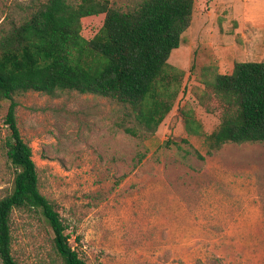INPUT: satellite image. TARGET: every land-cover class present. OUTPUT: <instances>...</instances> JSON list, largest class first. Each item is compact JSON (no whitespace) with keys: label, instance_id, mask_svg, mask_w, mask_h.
Segmentation results:
<instances>
[{"label":"rangeland","instance_id":"1","mask_svg":"<svg viewBox=\"0 0 264 264\" xmlns=\"http://www.w3.org/2000/svg\"><path fill=\"white\" fill-rule=\"evenodd\" d=\"M43 1L0 0V26L19 22ZM210 1L197 0L191 25L170 53L169 64L184 75L152 133L135 121L129 125L137 136L117 127L122 107L109 97L67 89L13 95L38 188L87 264H264V142L225 143L207 153L205 136L220 113L211 110L203 84L210 75L202 72L262 57L219 9L203 18ZM139 2L110 0L121 10ZM102 22L103 15L83 18L82 36L91 38ZM9 102L0 100V199L14 176L3 123ZM181 109L193 113L202 134L186 132ZM10 225L19 264H62L39 212L13 209Z\"/></svg>","mask_w":264,"mask_h":264},{"label":"trees","instance_id":"2","mask_svg":"<svg viewBox=\"0 0 264 264\" xmlns=\"http://www.w3.org/2000/svg\"><path fill=\"white\" fill-rule=\"evenodd\" d=\"M194 0H141L128 10L110 0H45L27 16L0 26V100H9L4 116L6 156L14 168L11 192L0 199V264H19L11 251L13 209L39 212L51 228L52 246L62 264H87L70 245L66 225L40 192L30 145L19 132L13 95L57 90L109 97L122 107L116 126L137 136L135 121L153 132L172 109L184 72L169 64L173 49L190 26ZM103 15L89 39L83 18ZM8 26V27H6ZM205 94L218 127L205 136L207 153L225 143L264 142V60L235 61L230 73L204 67ZM211 108V107H210ZM186 132L202 134L191 111L181 109Z\"/></svg>","mask_w":264,"mask_h":264},{"label":"crops","instance_id":"3","mask_svg":"<svg viewBox=\"0 0 264 264\" xmlns=\"http://www.w3.org/2000/svg\"><path fill=\"white\" fill-rule=\"evenodd\" d=\"M197 0H194L192 19L194 17ZM209 10L203 13V18L211 13L215 8L224 13L227 19L236 22L238 33L244 37H250L249 42L256 47L260 59H241L240 61H263L264 60V0H212L210 1ZM190 23V25H191ZM253 38V40H252ZM248 57V54H245ZM234 63V62H233ZM233 63L228 66H220V73H230L233 69ZM224 68V69H223Z\"/></svg>","mask_w":264,"mask_h":264}]
</instances>
